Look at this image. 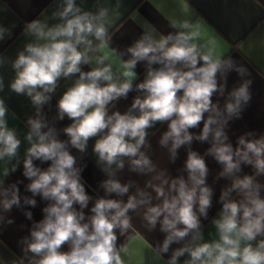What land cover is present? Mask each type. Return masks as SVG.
Masks as SVG:
<instances>
[{
    "label": "clouds",
    "instance_id": "1",
    "mask_svg": "<svg viewBox=\"0 0 264 264\" xmlns=\"http://www.w3.org/2000/svg\"><path fill=\"white\" fill-rule=\"evenodd\" d=\"M108 15L107 8L93 12L77 0H59L50 16L56 23L49 25L39 19L28 22L23 32L29 42L10 61L15 76L9 88L28 97L35 114L26 121L24 139L29 147L23 160L4 174L15 172L22 163V175L30 181L26 190L32 194L25 196L23 203L35 207V196L50 202L43 209V220L31 229L30 239L25 237L21 242L24 256L19 264H125L123 256L128 255L129 248L127 244L118 245L117 231L125 235L132 229L129 212L144 206L143 219L149 230L159 223L160 231L166 234L158 248L150 246L157 258L190 233H194L193 242L203 241L200 217L207 218L212 190L206 185L205 160L196 151L190 150L187 155V179L169 181L161 172L155 177L159 184L148 182L161 203L153 205L151 197L139 189L126 202L105 198L129 192L131 182L122 184L113 178L112 166L123 169L124 158H128L132 171L155 170L142 148L147 144V130L157 122L168 124L159 143H170L173 160L181 146L190 145L194 139L208 141L211 136L207 154L223 166L220 177L232 178L231 187L221 193L222 209L213 221L218 239L177 248L166 264H178L185 254L188 259L184 264H264V184L258 180L264 176V135L246 139L253 136L248 132L233 148L225 132L230 120L241 118L251 99L253 81L245 79L251 76L248 68L218 52L217 41L205 40L200 26L187 19H171L170 27L175 31L167 34L158 35L154 26L146 25L141 36L120 51L111 46ZM11 35V28L0 25V41ZM5 62L6 57L0 56V66ZM141 62L146 65L145 78L135 89L143 96H137L127 112L109 114L113 102L126 98L133 90L138 78L135 69ZM84 65L90 70H82ZM232 71L241 82L228 92L221 109L213 96H224ZM71 77L76 78L57 102V119L67 117L72 121L63 129L68 137L64 141L57 138L56 129L49 126L42 110L51 101L60 79ZM4 87L0 77V91ZM7 114L5 101L0 98V161L16 159L21 147L16 129L8 125ZM201 123L199 135L189 131ZM95 137L98 139L93 152L105 165L103 171L109 178L101 184L105 197L95 199L91 215L86 218L83 210L92 197L81 182V169L75 167L76 157L69 145L84 152ZM34 161L51 163L42 170ZM241 165H250L254 174L236 175ZM19 183L4 187L5 183L0 182V207L6 212L21 205ZM232 192L239 199H229ZM25 215L32 218L30 211ZM65 245L68 250L62 251Z\"/></svg>",
    "mask_w": 264,
    "mask_h": 264
},
{
    "label": "crops",
    "instance_id": "2",
    "mask_svg": "<svg viewBox=\"0 0 264 264\" xmlns=\"http://www.w3.org/2000/svg\"><path fill=\"white\" fill-rule=\"evenodd\" d=\"M58 3L59 0H0V25L12 29L11 37L0 41V56L6 57L5 64L0 66V77L3 78L5 85L4 90L0 91V98L4 99L8 108L6 117L8 125L10 128L16 129L18 138L21 140L18 157L11 161L7 159L0 161V182L5 183L4 187L18 181L21 182L18 185L21 197L20 207L13 206L11 211L7 212L0 207V264H19L24 256L21 251L23 247L21 242L25 237L30 239L31 229L36 223L43 220L45 215L43 209L50 203L40 196L33 197L37 201L35 207L23 203L24 197H31L32 194L26 190L30 181L22 175V163L15 172H11L8 176H5L4 173L6 170L10 172L18 160H23L25 150L29 147L28 142L24 139L28 131L26 121L35 114V108L30 99L24 95H17L9 88V84L15 76L10 61L14 60L17 52L23 48L25 43L29 42V38L23 32L25 25L36 19L49 25L56 23L55 20L50 19V16L56 10ZM77 3L85 10L93 12L101 7L108 9V27L109 33L112 35L111 46L120 51H124L132 45L141 36L146 25L154 26L158 35L175 31L170 27L171 19H187L199 25L202 37L205 40L214 38L217 41V51L225 56H231L235 61L247 67L251 76L245 77V79L253 81L250 87L251 99L244 107L241 118H233L225 128L228 142L235 148L238 138L248 132H252L253 136H246V139L259 138L264 135V0H77ZM124 58L127 59L128 56L125 55ZM82 70L89 71L90 66L84 65ZM135 71L138 78L133 82V90L128 93L126 98L113 102V106L109 108V114L113 111H119L122 114L127 112L133 100L137 96H143V93L135 89V85L145 78V63H139ZM75 78H61L55 93L52 94L51 101L42 110L49 126L56 129L57 138L64 141H67L68 137L64 134L63 129L69 126L72 121L67 117L63 120L57 119V102L63 92L72 85ZM240 82L241 78L237 73L230 72L224 96L214 95L213 102H219L220 108L223 109L228 92L237 87ZM202 127L201 123L197 128L189 131L194 135H199ZM167 130V122H157L147 130V144L142 148V151L151 160L155 168L154 171L144 173L132 171L128 158H124L123 169L117 170L115 165L112 166V171L115 173L113 178L122 184L131 182L129 192L124 196L111 194L105 197L101 184L109 177L103 171L105 165L98 162V157L93 152L98 137L89 140L84 152L69 145V151L76 157L75 167L81 169V182L85 186L86 193L92 197L88 208L83 210L86 218L91 215L90 209L95 199L105 197L126 202L129 195L137 194L138 189L151 197L153 205L161 203L162 201L157 198L155 191L147 186L149 181L159 184L160 181L155 177L161 172L169 181L179 177L187 179L185 162L190 150L196 151L205 160L208 168L206 185L212 190V205L208 209L207 218L200 217L203 241L193 242L192 235L194 233H190L180 243H173L168 253L163 254L162 258H157L150 246L158 248L166 234L160 231L159 223L155 229L149 230L143 219V213L146 210V206H144L134 212H129L133 224L132 229L125 235H120L117 231L118 245L127 244L129 248L128 255L123 256L125 264H166L177 248L218 239L213 221L218 218L222 209L221 193L231 187L232 178L220 177L219 173L223 170V166L213 156L207 154L208 148L211 147V136L208 141L202 142L194 139L190 145L181 146L177 149L176 158L173 160L169 151L170 143L168 146H161L159 143L163 133ZM34 163L42 170H46L51 162L34 161ZM252 174H254V169L250 165H241V171L236 175L242 177ZM258 180L264 184V176L258 177ZM165 190L167 191V186H165ZM261 195L264 196V189L261 190ZM228 198L239 199L235 192L230 193ZM74 207L79 210L78 205H74ZM28 211L32 213L31 219L25 215V212ZM8 220L13 222L9 224ZM67 250L68 246L65 245L62 251ZM28 257H31V253L28 254ZM187 259L188 256L185 254L179 258L178 264H184Z\"/></svg>",
    "mask_w": 264,
    "mask_h": 264
}]
</instances>
